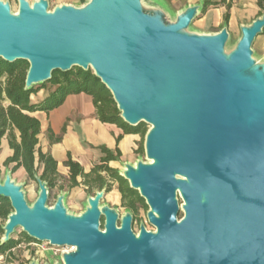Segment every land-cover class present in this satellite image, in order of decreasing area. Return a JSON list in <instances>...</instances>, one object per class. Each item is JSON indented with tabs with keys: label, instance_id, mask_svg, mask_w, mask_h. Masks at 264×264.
<instances>
[{
	"label": "water",
	"instance_id": "water-1",
	"mask_svg": "<svg viewBox=\"0 0 264 264\" xmlns=\"http://www.w3.org/2000/svg\"><path fill=\"white\" fill-rule=\"evenodd\" d=\"M0 0V61L29 65L25 88L55 72L92 71L111 94L120 118L150 126L148 162L118 170L149 210L153 230L133 231L102 205L106 188L89 195L80 215L68 213L61 191L53 207L46 182L26 201L7 169L0 197L12 212L0 245L18 229L30 239L72 250L63 264H264V58L253 45L264 13L240 27L196 32L206 0L167 21L161 5L142 0H90L84 6ZM104 219V230L101 229ZM30 264H39L33 261Z\"/></svg>",
	"mask_w": 264,
	"mask_h": 264
},
{
	"label": "trees",
	"instance_id": "trees-1",
	"mask_svg": "<svg viewBox=\"0 0 264 264\" xmlns=\"http://www.w3.org/2000/svg\"><path fill=\"white\" fill-rule=\"evenodd\" d=\"M219 4L207 1L203 12L210 5L217 6ZM258 4L263 9L264 0H258ZM228 19L229 17L226 16V21ZM28 69L29 65L26 62L20 61L10 64L0 61V146L2 139L7 138L8 145L13 153L12 156L7 158L4 166L13 165L12 173L24 169L28 177L36 181L38 170L43 168L42 174L39 176L42 181L47 183L50 196L52 190L59 184L61 176L58 173L56 160L49 153L42 152L41 148L38 147L41 123L32 114L49 112L60 107L70 94L86 93L93 98L101 122L115 124L123 129L127 135L138 134L145 138L147 131L143 125L131 127L123 122L111 94L94 76L92 71L75 69L68 73L60 72L63 74L62 80H56V75L59 72H55L50 83L56 85L57 89L44 100L33 102L31 97L44 89L46 84L26 90L25 80ZM5 102H7V105L4 104ZM121 140L122 136L117 139V143ZM143 151V147H141L137 153L142 154ZM102 153L105 156L102 158L101 164L94 167L89 174L84 173V169L74 162L70 155L68 156L65 166L69 168V188L78 187L80 182L77 179L82 178L84 184L90 189L100 186L101 190L106 188V192H109L111 186L103 176V173H106L110 176L111 181L120 184L122 192L139 200V194L130 189L129 184L120 177L118 170L108 165L111 161H119L121 152L116 149V155H114L111 150L102 148ZM60 189L63 191L64 187L61 186ZM140 199L142 200V198ZM11 211L10 202L0 197V240L4 233L2 227ZM23 241L32 242L34 240L24 233L19 240L12 238L6 245H0V256L8 255L12 249Z\"/></svg>",
	"mask_w": 264,
	"mask_h": 264
},
{
	"label": "crops",
	"instance_id": "crops-1",
	"mask_svg": "<svg viewBox=\"0 0 264 264\" xmlns=\"http://www.w3.org/2000/svg\"><path fill=\"white\" fill-rule=\"evenodd\" d=\"M49 1L53 4L72 2V0ZM207 1L220 3L217 6L210 5L203 12L202 21L210 28L211 33L220 32L227 24L230 34L239 36L241 26L251 24L264 13V7L262 9L259 6L258 0ZM226 16L229 17L227 21ZM258 38L262 45L260 57L264 58V33ZM38 95L39 93L31 97L33 102ZM32 116L41 123L38 147L56 160L58 173L67 180L69 168L65 166V162L69 155L84 169V173L89 174L97 161L105 156L102 148L111 150L114 155L118 149L121 158H127L135 150V144L140 141L138 134L127 135L117 125L101 122L93 98L86 93L70 94L60 107L49 112H37ZM121 136L122 140L117 143V139ZM12 153L7 138H3L0 146V164L5 163ZM112 163L116 161H111ZM40 170L43 171V168ZM21 171L26 174L24 169ZM77 180L80 182L83 179Z\"/></svg>",
	"mask_w": 264,
	"mask_h": 264
},
{
	"label": "rangeland",
	"instance_id": "rangeland-1",
	"mask_svg": "<svg viewBox=\"0 0 264 264\" xmlns=\"http://www.w3.org/2000/svg\"><path fill=\"white\" fill-rule=\"evenodd\" d=\"M4 2H8L11 6L12 12L17 13L18 12V1L17 0H3ZM90 0H72L71 3H59V4H53L50 2V10L53 11V9L56 6H59L61 4H71L76 7L78 6H84L86 5ZM203 0H142V4L145 10H152L154 9V6L161 5L165 8L166 12V19L167 21H173L172 17L177 16L180 14L186 7L188 6H194L199 5ZM207 1V0H206ZM203 19V13L198 16V18L193 22L192 28L196 32H203V33H211L210 28L204 24L202 21ZM240 35L237 36L236 34H232L231 44H234L239 39ZM262 47L259 38L256 39L253 50L256 52V57H260V48ZM75 70V69H73ZM63 74L60 72L56 75V80H62ZM57 89V86L48 82L46 83V86L44 89H42L39 92V95L36 97L34 102H39L45 99L47 96H49L53 91ZM7 105V102L4 103ZM144 129L148 132L150 130V126L143 125ZM140 136V141L135 144V150L133 153H130L129 157H120L119 161H116V163L109 162V166L111 164V168L116 170H123V163H131L135 164L139 160L143 162H148L146 158L145 151H143L142 154H138V150L143 147L144 150V137ZM104 158V157H103ZM102 158L97 161V163H101ZM94 165V167L98 166V164ZM13 168V165H10L9 167H5L4 163L0 164V170L2 173V180L5 179L6 170H11ZM42 170H38V176L41 175ZM103 176L107 179L108 183H111V192L108 193L105 198L102 201V205H111L114 206V208L120 206L121 196L118 191V183L111 181L110 176L108 174L103 173ZM12 179L19 183L23 184V191L25 194L26 201L29 205H33L39 195V185L36 181H33L30 179L27 175V173L23 174L21 169L16 171L15 173H12ZM61 186L64 187L63 191L68 192V195L65 198V205L67 208V211L71 215H80L84 209L85 204L87 201V197L89 195H94L97 191L96 188H89L87 187L84 182L81 180L80 185L76 188L70 189L69 188V182L67 179L61 177L59 180V184L57 187H55L52 192L51 196L48 202L49 207H53L57 201L58 196L61 194ZM111 193L116 194V199L111 200L108 195ZM141 202V201H139ZM149 208H145L144 210L141 209L140 212L137 214L134 222H133V231L137 234L140 232V229L142 226H144L147 230H152L153 227L149 224L147 220V212ZM12 212V211H11ZM101 229L104 230V222H102ZM22 230L18 229L16 233L13 235V239L19 240L22 235ZM34 244H39L40 248H45L46 251L41 250L40 253H36V247ZM72 249L68 247H54L53 250H50L48 243H41L37 241L32 242H26L23 241L19 245H17L16 248L12 249L11 252L8 253V255L0 256V264H30L33 261H37L39 264H63L62 255L64 253L70 252Z\"/></svg>",
	"mask_w": 264,
	"mask_h": 264
},
{
	"label": "flooded vegetation",
	"instance_id": "flooded-vegetation-1",
	"mask_svg": "<svg viewBox=\"0 0 264 264\" xmlns=\"http://www.w3.org/2000/svg\"><path fill=\"white\" fill-rule=\"evenodd\" d=\"M108 184H111V183H108ZM108 187H109V185H108ZM96 189L97 190H101L100 189V186H97L96 187ZM118 191H119V193H120V196H121V201L122 202H120V206L119 207H116V209L118 210V212H119V216H120V218H121V216L123 215V214H125L126 212H129V213H131L132 214V216H133V222H134V220H135V218H136V216H137V214L140 212V210L141 209H145V208H147L148 209V206L146 205V202L143 200H141L140 199V197H139V200H137L135 197H131V196H129V195H127V194H125L124 192H122V190H121V187H120V184L118 185ZM111 192V189H110V191L109 192H106V195L108 194V193H110ZM139 201H141V202H139ZM102 203V202H101ZM111 208H114V206H111V205H109ZM102 222H104V219H102ZM153 230V229H152Z\"/></svg>",
	"mask_w": 264,
	"mask_h": 264
},
{
	"label": "built area",
	"instance_id": "built-area-1",
	"mask_svg": "<svg viewBox=\"0 0 264 264\" xmlns=\"http://www.w3.org/2000/svg\"><path fill=\"white\" fill-rule=\"evenodd\" d=\"M49 245V244H48ZM34 246L36 247V253H40L41 252V250H43V251H46V249L45 248H40L41 246L39 245V244H34ZM49 248H50V250H53L54 249V247L53 246H51V245H49Z\"/></svg>",
	"mask_w": 264,
	"mask_h": 264
},
{
	"label": "bare ground",
	"instance_id": "bare-ground-1",
	"mask_svg": "<svg viewBox=\"0 0 264 264\" xmlns=\"http://www.w3.org/2000/svg\"><path fill=\"white\" fill-rule=\"evenodd\" d=\"M108 197L111 199V200H114L116 199V194L115 193H111L108 195Z\"/></svg>",
	"mask_w": 264,
	"mask_h": 264
}]
</instances>
